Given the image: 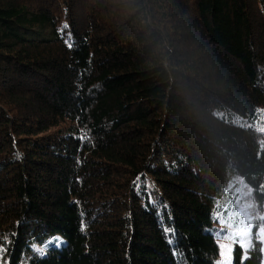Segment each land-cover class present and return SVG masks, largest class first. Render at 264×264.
I'll return each instance as SVG.
<instances>
[{
    "label": "trees",
    "instance_id": "trees-1",
    "mask_svg": "<svg viewBox=\"0 0 264 264\" xmlns=\"http://www.w3.org/2000/svg\"><path fill=\"white\" fill-rule=\"evenodd\" d=\"M233 174L262 209L264 0H0L7 264H217Z\"/></svg>",
    "mask_w": 264,
    "mask_h": 264
},
{
    "label": "rangeland",
    "instance_id": "rangeland-1",
    "mask_svg": "<svg viewBox=\"0 0 264 264\" xmlns=\"http://www.w3.org/2000/svg\"><path fill=\"white\" fill-rule=\"evenodd\" d=\"M240 177L237 174H233L230 178L228 189L232 192L231 196L223 202L218 212H215V219L217 221V227L220 230L217 241L220 248V255L217 258V264H223L226 260V255L222 253H227V249H222L220 245H230L231 252L228 254L231 264H233V253L234 248L238 243H234L230 239H224V234L228 231H231L227 227V224L221 222V218H226L227 213L235 214V220L239 221L244 217H250L252 227L248 232V235L245 239V247L243 248L247 252L252 246L254 240H258L262 243V252L264 256V231L258 230L257 225L264 226V206L262 209L257 208L255 205L252 195V189L244 183L239 181ZM242 180V179H241ZM242 214V215H241ZM235 228V224L233 225ZM39 248H36V251ZM38 252V251H37ZM8 259L4 258L1 254L0 264H7Z\"/></svg>",
    "mask_w": 264,
    "mask_h": 264
},
{
    "label": "snow or ice",
    "instance_id": "snow-or-ice-1",
    "mask_svg": "<svg viewBox=\"0 0 264 264\" xmlns=\"http://www.w3.org/2000/svg\"><path fill=\"white\" fill-rule=\"evenodd\" d=\"M71 46V45H69ZM242 215V214H241ZM221 222L227 224V227L231 229V231H228L224 234V239H230L234 243H238L243 249L245 247V239L248 235L249 230L252 227L251 218L250 217H244L243 219L236 221L235 220V214L233 213H227L226 218H221ZM235 224V228H233V225ZM258 230L264 231V226L257 225L256 226ZM222 249H227V253H222L226 255V260L223 262V264H231L230 258H228V254L231 252V246L230 245H220ZM4 249L0 248V252H3ZM37 251L43 255L44 250L43 249H37Z\"/></svg>",
    "mask_w": 264,
    "mask_h": 264
}]
</instances>
